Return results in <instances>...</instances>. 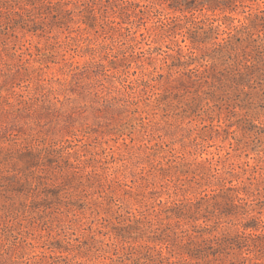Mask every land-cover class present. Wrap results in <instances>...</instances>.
<instances>
[{"label": "rangeland", "instance_id": "1", "mask_svg": "<svg viewBox=\"0 0 264 264\" xmlns=\"http://www.w3.org/2000/svg\"><path fill=\"white\" fill-rule=\"evenodd\" d=\"M0 264H264V0H0Z\"/></svg>", "mask_w": 264, "mask_h": 264}, {"label": "trees", "instance_id": "2", "mask_svg": "<svg viewBox=\"0 0 264 264\" xmlns=\"http://www.w3.org/2000/svg\"><path fill=\"white\" fill-rule=\"evenodd\" d=\"M212 1L218 2L219 0H212ZM222 1H225V0H222Z\"/></svg>", "mask_w": 264, "mask_h": 264}]
</instances>
